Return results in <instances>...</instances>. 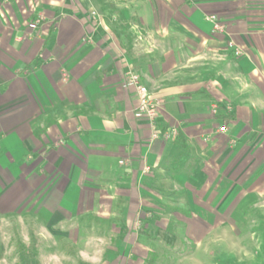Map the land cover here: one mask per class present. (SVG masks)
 <instances>
[{"label":"crops","instance_id":"0c3cea01","mask_svg":"<svg viewBox=\"0 0 264 264\" xmlns=\"http://www.w3.org/2000/svg\"><path fill=\"white\" fill-rule=\"evenodd\" d=\"M0 215L35 222L31 264H158L181 224L264 264V0H0Z\"/></svg>","mask_w":264,"mask_h":264},{"label":"rangeland","instance_id":"374dc122","mask_svg":"<svg viewBox=\"0 0 264 264\" xmlns=\"http://www.w3.org/2000/svg\"><path fill=\"white\" fill-rule=\"evenodd\" d=\"M3 217L0 215V264H31L30 258L33 257L32 252L34 249H40V253H43L45 247V252L49 251L50 246H40L38 243L45 242L43 241L42 236L38 234V228L35 222H33L29 216L22 218L14 219L12 217ZM22 225V227H20ZM182 228L180 229H165L160 230L159 236H169L176 237L174 245H162L163 252L159 257L158 264H237L236 261L232 260L234 257L231 256L229 259H226V256H223V247L222 244L225 243L224 240L226 235L227 237H232V239L239 241L249 242L250 234L249 229H238L236 230H217L206 238L205 246L202 247L201 252L195 251V245L191 241L190 235H193V232L186 230L184 224H181ZM187 233V234H186ZM215 233V235H214ZM216 233H219L217 236ZM257 239L264 237L260 233L264 234V222L259 226ZM212 237H220L216 241L217 244H209ZM154 241H157L155 238ZM226 241V243H227ZM37 242V243H35ZM49 245V244H47ZM171 250H174L173 254ZM210 254V255H209ZM193 257L197 258L198 261H186L182 260L179 262L180 257ZM208 258L207 261H199L203 258ZM226 260V261H225ZM148 264H153L152 261L147 262Z\"/></svg>","mask_w":264,"mask_h":264},{"label":"built area","instance_id":"2783aa9c","mask_svg":"<svg viewBox=\"0 0 264 264\" xmlns=\"http://www.w3.org/2000/svg\"><path fill=\"white\" fill-rule=\"evenodd\" d=\"M212 24H214L215 30L222 29L223 25L220 24L215 15L209 17ZM30 28L36 27V22L29 24ZM122 85L124 88H133L135 90L136 104L134 105V115L138 118H143L148 121L151 126H154L156 117L160 113L162 99L154 98L150 93L146 85L139 80V75L134 70H127L124 75ZM224 126L219 127L220 131L225 130ZM157 133L153 132V137H156Z\"/></svg>","mask_w":264,"mask_h":264}]
</instances>
